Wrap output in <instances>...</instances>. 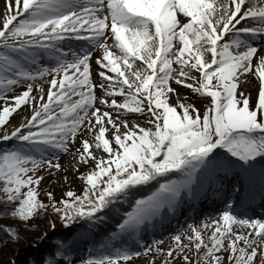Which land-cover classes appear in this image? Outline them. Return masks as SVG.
<instances>
[{
  "label": "snow or ice",
  "instance_id": "6c2138e0",
  "mask_svg": "<svg viewBox=\"0 0 264 264\" xmlns=\"http://www.w3.org/2000/svg\"><path fill=\"white\" fill-rule=\"evenodd\" d=\"M0 21V143L16 142L0 150V218L22 225L50 208L66 228L77 218L94 226L139 186L182 173V184L159 183L146 199H134L115 229L130 235L197 174L227 171L218 149L241 162L246 176L255 175L251 162L264 158V55L254 43L264 46V0H4ZM66 39L88 46L68 52L61 47ZM96 49L102 52L95 59L99 81L91 70ZM37 57L52 63L43 67ZM250 74L258 81L254 105L251 94L238 91ZM37 81L48 84L46 94ZM170 81L210 98L209 104L201 112L182 102ZM22 84L24 91L7 96ZM25 105L31 114L9 131L10 118ZM127 114L145 117L150 126L130 123ZM81 130L94 142L84 139L76 149L79 164H94L78 177L82 194L67 191L56 201L49 191L45 204L38 191L45 177L38 173L60 171L49 154L67 152ZM93 148L107 157L98 158ZM260 180L264 191V170ZM225 205L211 224L189 225L191 235L174 236L176 247L163 264L176 258L185 264H264V220L237 216L233 205ZM0 232L19 242L13 228L0 225ZM189 251L198 259L192 261ZM140 255L114 248L84 264H128Z\"/></svg>",
  "mask_w": 264,
  "mask_h": 264
},
{
  "label": "rangeland",
  "instance_id": "374dc122",
  "mask_svg": "<svg viewBox=\"0 0 264 264\" xmlns=\"http://www.w3.org/2000/svg\"><path fill=\"white\" fill-rule=\"evenodd\" d=\"M4 0H1V2ZM248 26H256L254 24H249ZM255 46L260 49H264V46L260 44L259 41L254 42ZM72 50L68 51H82L84 48H86L87 42L85 41H74L72 44ZM65 49V47H63ZM115 51V50H114ZM260 54L264 55L261 52ZM102 55L101 50L96 49L93 52V58L91 61V70L94 75V79L96 81H99V77L95 75V73L99 70L98 66L95 64V59ZM70 58V57H69ZM40 65L43 67H48L52 60L47 59L44 60L42 57L37 58ZM258 61L254 59V64ZM139 64V62H137ZM173 67H176V65H173ZM195 75H198L196 73H193ZM109 75H112L109 73ZM51 79V76H47L44 78V80ZM249 83L243 84L240 86L238 91H242L246 94H251V103L254 105L255 99H256V91H257V79L254 75H249L247 77ZM36 84H39L43 87L44 93L46 94L48 84L44 81H37L35 82L34 86ZM171 86L176 90V92L179 94V98L182 102L187 104L194 105L197 109H203L204 106L208 104V98H201L196 95H194L190 89H186L182 87L181 85L175 84L173 81H170ZM26 85L22 84L20 86H17L14 88L13 91H10L7 93L8 97L15 96L22 91L25 90ZM97 92L99 93V89H97ZM39 95V93H34ZM186 98V99H185ZM118 101H122V97L116 98ZM177 101L176 96H172L170 103L175 104ZM3 101H0V104H3ZM97 107H102L97 104ZM29 106L25 105L22 110L18 112V114H13V116L10 118V123L8 124L7 128L9 131L12 130L13 126H18V120L21 121L22 116L30 115ZM126 118L129 120L130 123H139L141 126L149 127L146 123L145 117H141L137 114H127ZM110 127V126H109ZM106 138H111V132L106 134ZM84 139H88L90 143H94L91 139V137L82 134L81 132H78L76 142L74 144L69 145V150L67 152H56L53 156L51 153L49 154V158L52 159L53 163H59L61 165V170L56 171L55 169H45L41 170L38 174L45 177V179L41 182L39 185L38 191L40 193L39 198L41 201H43L45 204L48 203L46 193L52 192L55 200L59 201L61 199H64L65 197L63 194L67 191H72L77 195L82 194V191L85 187L84 182L79 179L78 177L81 174H86L90 170H93L94 164L90 162L89 165L85 166L82 164H79L77 162V156L78 153L76 152L77 148L81 147V142ZM11 142H4L0 143V146L2 145H10ZM95 156L106 158L107 154H104L102 150H96L95 148L92 149ZM229 155H225V160L229 161ZM261 163L260 164H254L257 168H260L264 170V158H260ZM231 161V157H230ZM78 169V171H77ZM241 173V172H240ZM245 175L241 173V175H238V181L241 183H237V186H234L235 190H239L243 184H248L249 181H244L243 178ZM66 178V179H65ZM243 182V183H242ZM227 184V186H229ZM231 188V186H230ZM192 187H181L180 192H184L183 190H191ZM192 191V190H191ZM232 200L231 198L222 199L219 201V205L222 210H226L225 201ZM58 206H60L58 204ZM210 214L205 213H198V218H193V213L190 212L189 218H187L186 215L185 218H183V223H179V221H176V218L170 217L169 220H171V224H166L165 221L161 222V225H165V227L158 226L155 229L149 231L146 236H143L141 238V244L140 247H137L136 241L134 238H131V244L127 247H123L124 250H127L129 252H139L141 253L140 256H134L131 261L128 262V264H163V262L166 259V253L169 248H175L176 245L174 244L173 237L176 235H181L182 237L191 235V230L189 228V225L201 228L204 224H211V222L214 219H218L220 214L222 213H215L212 211V208H209ZM179 214V210L176 213V215ZM175 215V214H174ZM253 219L257 220H264V218L261 217H255ZM7 225H10L13 227V230H16V233L19 237V242H12L9 238L3 242L0 243V264H4V261L6 264L9 261H13L14 264H29L24 257L27 255H30L31 253L38 251L40 248L39 246L44 245V242H47L49 238H53L58 232L61 234L59 237L64 235L67 230L69 232L70 228L74 225L72 224L71 227H64L63 222L60 221L58 215L49 208V210L45 212H40L34 219H32L27 224H19L16 221L9 219H4ZM54 225V228L52 227ZM167 228V229H166ZM237 231H245L242 229L237 228ZM207 234H210V230H205V239L207 241ZM146 237V238H145ZM150 238V239H147ZM63 239V238H62ZM184 243H187V240H184ZM149 248L152 249V251H147ZM159 248L161 251L157 252L156 249ZM203 252V249H201V253ZM146 253V254H145ZM176 255L179 257V252L176 253ZM189 255L191 257L192 261H195L198 259L199 254L193 253L192 251H189ZM224 255H227L226 253ZM68 264H84L87 258H85L84 255L77 258V260H74L71 257L66 258ZM44 264V262L42 263ZM169 264H185L182 258H176L174 260L169 261Z\"/></svg>",
  "mask_w": 264,
  "mask_h": 264
},
{
  "label": "trees",
  "instance_id": "16d2710c",
  "mask_svg": "<svg viewBox=\"0 0 264 264\" xmlns=\"http://www.w3.org/2000/svg\"><path fill=\"white\" fill-rule=\"evenodd\" d=\"M204 108L201 109V112H203ZM15 145L16 142L12 141L8 146H0V150H11ZM222 151L223 149L216 150L218 159L223 156ZM215 173L211 175L213 176ZM185 178L182 173H170L166 177L158 178V181L159 183H168L170 180H174L179 184ZM159 183L154 181L150 185L139 186V190L135 191L133 196H129L126 200H122L120 203L112 205L110 209L106 210L107 218L105 221L97 222L94 226L86 220H79L77 218V222L74 223L69 232L67 230L61 237H59L61 233L58 232L53 238H49L47 242H44V245L39 246L38 251L25 256L24 259L29 264H42L45 261L48 264H54L56 261H63V264H68L66 260L68 256L77 260L82 255L89 259L109 254L114 248H119L126 244L125 242H129L128 238L132 236V234L120 235L115 232L117 220L125 212L132 211L134 199H146L157 190ZM0 207H2V204H0ZM0 225L13 228L7 225L3 218H0ZM146 225L147 222L145 221L138 232ZM8 238L5 233L0 232V243L5 242Z\"/></svg>",
  "mask_w": 264,
  "mask_h": 264
},
{
  "label": "bare ground",
  "instance_id": "6f19581e",
  "mask_svg": "<svg viewBox=\"0 0 264 264\" xmlns=\"http://www.w3.org/2000/svg\"><path fill=\"white\" fill-rule=\"evenodd\" d=\"M3 5H4L3 1L1 2V0H0V13L3 12ZM0 24H2V21H0ZM263 51H264V49H262V50L260 51V53H261V52L263 53ZM18 122H19V123H18V125H19L21 121L18 120ZM252 166H253V171H254V173H255L256 175H259V176H260V173H261L262 169L257 168V167L254 166V165H252ZM246 167H247V166H246ZM243 173H244V172H243ZM263 194H264V192H263ZM260 206L264 209V202H263V203H260ZM7 263L9 264V261H8ZM4 264H6L5 261H4Z\"/></svg>",
  "mask_w": 264,
  "mask_h": 264
}]
</instances>
